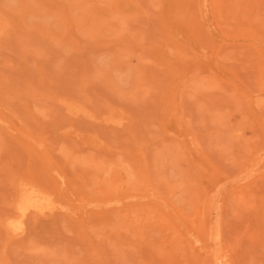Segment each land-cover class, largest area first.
Instances as JSON below:
<instances>
[{"label": "rangeland", "instance_id": "374dc122", "mask_svg": "<svg viewBox=\"0 0 264 264\" xmlns=\"http://www.w3.org/2000/svg\"><path fill=\"white\" fill-rule=\"evenodd\" d=\"M0 264H264V0H0Z\"/></svg>", "mask_w": 264, "mask_h": 264}, {"label": "bare ground", "instance_id": "6f19581e", "mask_svg": "<svg viewBox=\"0 0 264 264\" xmlns=\"http://www.w3.org/2000/svg\"><path fill=\"white\" fill-rule=\"evenodd\" d=\"M110 171V170H109ZM58 172V171H57ZM39 192V191H38ZM32 195L28 198V202H27V205H25L24 207H22L23 210L27 209V206H35L37 205V207L39 209H41L43 207V203H47L49 201H51V197H50V194H46V196L44 195L45 198H42L38 195V193H36V191H33L31 193ZM42 196V195H41ZM45 201V202H44ZM47 205V204H45ZM46 207V206H45ZM75 210V209H74ZM61 213V212H60ZM64 213V212H63ZM62 213V214H63ZM65 214V213H64ZM58 216V215H57ZM147 216V215H146ZM138 220V219H137ZM221 239V235L220 234H217L214 236V239H211V242H217L218 240Z\"/></svg>", "mask_w": 264, "mask_h": 264}]
</instances>
